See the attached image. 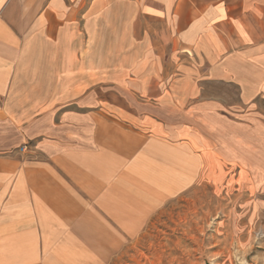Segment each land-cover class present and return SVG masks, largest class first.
<instances>
[{
  "label": "crops",
  "instance_id": "crops-1",
  "mask_svg": "<svg viewBox=\"0 0 264 264\" xmlns=\"http://www.w3.org/2000/svg\"><path fill=\"white\" fill-rule=\"evenodd\" d=\"M207 83L262 109L230 131L264 153V0H0V264H103L217 175Z\"/></svg>",
  "mask_w": 264,
  "mask_h": 264
},
{
  "label": "rangeland",
  "instance_id": "rangeland-1",
  "mask_svg": "<svg viewBox=\"0 0 264 264\" xmlns=\"http://www.w3.org/2000/svg\"><path fill=\"white\" fill-rule=\"evenodd\" d=\"M205 93L225 100L223 166L163 203L103 264H264V153L232 151L230 131L232 120L258 118L262 109L242 106L233 85L207 83Z\"/></svg>",
  "mask_w": 264,
  "mask_h": 264
},
{
  "label": "built area",
  "instance_id": "built-area-1",
  "mask_svg": "<svg viewBox=\"0 0 264 264\" xmlns=\"http://www.w3.org/2000/svg\"><path fill=\"white\" fill-rule=\"evenodd\" d=\"M27 150V146H23L22 148H21V152H25Z\"/></svg>",
  "mask_w": 264,
  "mask_h": 264
}]
</instances>
